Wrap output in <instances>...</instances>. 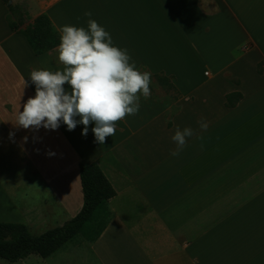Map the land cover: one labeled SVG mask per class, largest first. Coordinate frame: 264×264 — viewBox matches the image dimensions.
Listing matches in <instances>:
<instances>
[{
	"label": "crops",
	"instance_id": "crops-1",
	"mask_svg": "<svg viewBox=\"0 0 264 264\" xmlns=\"http://www.w3.org/2000/svg\"><path fill=\"white\" fill-rule=\"evenodd\" d=\"M40 13L59 32L95 20L139 71L172 77L176 107H139L104 144L92 122L86 136L83 124L14 126L31 71L64 68L57 47L35 54L6 20L24 28ZM262 58L264 0H26L21 12L0 0V221L61 225L82 206L79 164L95 162L116 191L90 243L100 264H264ZM231 92L242 97L229 107ZM177 127L195 135L172 156Z\"/></svg>",
	"mask_w": 264,
	"mask_h": 264
},
{
	"label": "clouds",
	"instance_id": "clouds-1",
	"mask_svg": "<svg viewBox=\"0 0 264 264\" xmlns=\"http://www.w3.org/2000/svg\"><path fill=\"white\" fill-rule=\"evenodd\" d=\"M85 15L91 16V12ZM56 52L63 71H31L35 96L28 98L22 110L19 105L14 126L55 130L62 122L71 131L83 124L82 135L86 136L92 122L96 143L104 144L106 137L115 135L116 122L139 111L140 95L145 99L151 95V74L130 63L127 49L114 46L110 34L95 20L88 21L87 30L61 26ZM65 85L70 86V91ZM199 124L202 131L207 130L205 121ZM193 135V129L177 127L171 137L176 147L170 154L179 156L187 144L186 138Z\"/></svg>",
	"mask_w": 264,
	"mask_h": 264
},
{
	"label": "trees",
	"instance_id": "trees-1",
	"mask_svg": "<svg viewBox=\"0 0 264 264\" xmlns=\"http://www.w3.org/2000/svg\"><path fill=\"white\" fill-rule=\"evenodd\" d=\"M10 6V0H4ZM10 29L24 35L35 54L48 52L60 43V32L54 27L46 13L38 14L24 28H20L10 14L6 15ZM263 61L258 63V71ZM151 77L164 88L166 93L175 94L179 91L171 81V76L153 74ZM242 97L240 92L226 94V106H234ZM79 178L83 202L80 210L61 225L51 227L39 234L32 233L22 222L0 221V259L16 262L30 254L46 258L54 254L76 237L90 243L95 242L111 219L108 201L116 193L115 189L95 163L79 164Z\"/></svg>",
	"mask_w": 264,
	"mask_h": 264
},
{
	"label": "rangeland",
	"instance_id": "rangeland-1",
	"mask_svg": "<svg viewBox=\"0 0 264 264\" xmlns=\"http://www.w3.org/2000/svg\"><path fill=\"white\" fill-rule=\"evenodd\" d=\"M13 1L16 2V5L18 6V11L21 12L26 5V0H22V1L10 0V4H12ZM247 47L250 48L251 46H247ZM238 53L243 54V51L239 49ZM261 61H263L262 62L263 64L261 66L262 69L264 70V58H262L257 62L256 64L257 70H258V63ZM262 74L264 75V73ZM149 87H150L151 95L146 99L142 95H140V99H139L140 107L153 105V107H155L158 110L162 108L163 109L166 108L170 111L176 107L174 102L175 94L166 93L164 88L155 80V78L151 77V82ZM54 226H49V227L28 226V229L32 233L39 234L49 229L50 227H54ZM90 245H91L90 242L86 240H82L80 237H76L49 257L42 258L37 254H30L27 257L13 263L0 259V264H100L98 257H96L94 252L91 251Z\"/></svg>",
	"mask_w": 264,
	"mask_h": 264
}]
</instances>
